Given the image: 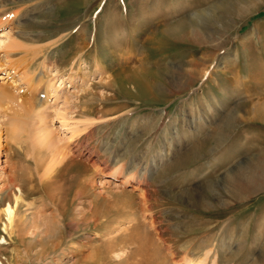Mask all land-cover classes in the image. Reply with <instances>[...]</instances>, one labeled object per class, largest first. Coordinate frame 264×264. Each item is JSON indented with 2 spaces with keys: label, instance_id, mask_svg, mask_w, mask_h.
I'll list each match as a JSON object with an SVG mask.
<instances>
[{
  "label": "rangeland",
  "instance_id": "rangeland-1",
  "mask_svg": "<svg viewBox=\"0 0 264 264\" xmlns=\"http://www.w3.org/2000/svg\"><path fill=\"white\" fill-rule=\"evenodd\" d=\"M205 6L214 9L192 21V9ZM4 28L62 64L64 73L84 56L95 96L82 103L93 101L95 111L71 119L78 100L62 87L49 88L45 75L30 81L37 98L29 88L15 108L0 100V182L13 167L22 171L28 195L20 214L51 217L54 194L65 206V218L52 221L46 239L60 242L59 249L38 256V245L26 254L16 234L3 231L2 209L14 190L0 193L2 264H75L69 246L77 249L95 235L76 213V204L90 200L77 197L81 190L101 192L102 207L117 216L114 224L131 227L132 199L119 195L132 190L119 179L131 159L148 168L153 192V208L136 214L149 246L142 264H264V0H0V33ZM98 48L111 50L97 56ZM101 58L118 73L115 97L103 88L106 74H91ZM103 94L111 97L106 104ZM74 136L98 162H109L93 188L82 183L95 172L92 162L56 165L50 145L65 148ZM31 179L38 188L31 189ZM128 180L134 183L132 175ZM128 251L121 247L113 257L126 258Z\"/></svg>",
  "mask_w": 264,
  "mask_h": 264
},
{
  "label": "bare ground",
  "instance_id": "bare-ground-1",
  "mask_svg": "<svg viewBox=\"0 0 264 264\" xmlns=\"http://www.w3.org/2000/svg\"><path fill=\"white\" fill-rule=\"evenodd\" d=\"M205 7L203 9H197V10L196 8L195 10L192 9L190 19L196 22L198 17H200L203 13L205 12L209 13L212 9H214L213 6L206 8ZM202 28L203 27L200 28L199 26V29L201 31L203 30ZM91 41L95 42L98 41V39L97 37L94 36L91 39ZM119 41H121V39ZM104 43L106 44L105 41ZM49 47H51L50 44ZM105 50L109 51L111 49L108 48L107 50V48L106 49L101 48L100 50L98 48L97 56L102 55V53H104ZM40 53H42L41 49L26 45L24 42L20 41L15 36L12 30H8L4 28L1 31L0 80H2V82L0 83V100L9 103L11 105V108H15V106L22 105L23 99L20 95V92L27 90L29 88H30L29 91L30 93H32V96H35V98H37L38 93L36 92V86L35 87L32 86L33 84H31L30 81L34 79V77L38 79L39 77H42L40 75H45L49 77L48 79L49 88L54 87L56 91L58 87H62L66 89L67 93H69L70 95L72 94V98L74 99V101L78 100L77 104L74 105L71 108L70 112L68 113L71 119L74 120L75 114L76 116H78L87 113L88 114L94 113L95 111L94 102L92 101L89 104V106H87V103L91 99H93L95 95L93 92L94 87L93 84L91 83L90 74H89L91 70V66L89 65L85 66L86 64L83 66L80 63V59L81 60L85 59L84 56H80L77 60H74V62L71 63L70 68L67 69L69 70V72L64 73L61 70L62 64L58 66L52 63L51 60L48 59V55H46V53L43 52V56H41ZM40 57L41 60H39ZM111 64L112 63L101 58V60H98V63L95 66V70L91 74L95 76L96 72L100 73V71L101 73L106 74V77L102 78L101 81L103 88L108 92L113 91L114 96L111 97H115L116 96L115 91L117 89H115L114 86L117 80L116 74L118 73H114L115 72L114 69L110 72V70L113 67V66L110 67ZM21 66L23 68V71L20 69ZM2 70H4V72ZM28 73H30V77L28 76L29 75ZM31 74H33V76ZM128 74L127 75L125 74L126 81L127 79H130L134 75L133 70ZM27 77L29 78L28 84L24 85L25 78ZM6 79L8 80L12 79L11 83H13V85H9L8 80L6 81ZM138 79L140 80L139 81L140 83L145 84L144 80H141L140 78ZM37 81H39V79ZM36 85L38 86V83ZM124 88H121V90ZM48 91L49 90L46 89V95H48L47 93ZM122 92L124 94H129V95L131 94L129 93V89L127 90V88L126 90L125 89L122 90L121 93ZM137 92L139 93L140 91ZM137 92L136 94L138 97ZM89 93L93 97H91L89 101H86L85 99L87 98L88 96L87 94ZM111 97L105 94H103V97L100 96L104 104H106L107 100L110 99ZM82 101H86L87 103L84 105ZM103 103L102 105H104ZM262 109L264 111V107H261L259 110L261 111ZM262 117L264 118V116ZM2 118L3 117L0 114V130L2 129V125L4 124V118L3 119ZM76 120H78V117ZM77 136H74L69 141V143L65 148L64 147L61 148L54 144H51L50 146L53 148L51 149V151L54 150L56 152L55 157L59 158L58 160L59 163L55 162L56 165L61 164L63 161L65 162L68 160H73V161L82 160L87 163L92 162L91 164L93 165L95 172L89 177L83 178L82 183H83V188L85 189L86 186H90L91 188H93L96 185L95 174L106 172L109 168V162L108 160H103L102 162H98L95 159V152L91 148H89L85 143L79 141L77 139ZM54 151L52 152V154L54 153ZM52 156L54 157V154ZM165 162L166 160L163 159L161 164ZM137 164L138 162L135 163V159H131L129 161L124 162L121 166V170L129 169V172L128 173L125 172L124 176H122V178H119L122 184L126 185L127 183H129L132 186V190L123 189L119 193L120 196H126L127 194V196L132 199L130 201L131 211L128 216L131 227H129L128 229L118 228L114 224V221H116L117 216L111 215L110 211H107L105 208L102 207L101 192H94L88 194L86 193L87 191L80 189L81 190L79 193L80 196L77 197L80 198V200L83 199L84 196L90 197V200H82L78 204H76L77 206L76 213L79 215L81 220L87 223L89 230L94 231L95 235L92 237L89 236V238H87L77 249L71 248L69 246L68 252H66V254L73 253L72 255H76L78 257V259H76L77 261L75 264H142L143 263L145 257L143 254L146 253L147 248L149 246L146 245V242L145 243L142 242L143 239L141 237L142 235L140 234V230L145 226V222L142 218L137 217L136 214L138 209H141L143 213L146 214V212H148L153 208L154 202H152L151 199L153 192L151 190V184H150V179H151L150 172L147 167L137 166ZM49 169L52 170V168ZM154 169H157V167ZM21 172L13 167L11 172L5 174L3 180L0 182V193L6 190H14L12 192V194L14 195V200L9 199L7 206H4L2 209V211L6 214V220L3 224L4 225L3 231L6 234H8L9 237H11L12 234L14 235L16 234L17 236L16 240L18 239L17 241L19 245L25 247L26 254L30 253L38 245H39V250L37 249L38 250L37 254L38 252H42V253L45 252L47 254V252L51 250H52L51 252L53 253L57 249H59L61 243L55 242L54 244H51L49 243L50 240L47 242L46 239L50 237L52 233V221L53 223L58 221L61 222L65 218V210H64L65 206L61 202L63 199L54 196L55 194L50 197L51 203L53 205V211L51 217L45 218V216H43L44 217L43 219L39 216L40 213L39 214L35 213V215H32V217H29L27 213L23 214V212L21 213L22 214L21 215L20 214L21 201L22 200L24 201V199L28 195L26 192L25 184L23 183V179H25V176H23ZM119 173L120 175L122 174L121 172ZM130 175H132V180L134 181V183L128 180V177ZM31 183H32L31 189H34L36 186L33 184L32 179H31ZM36 188H38V186ZM134 191H137V195L140 198V202H135L133 200L135 198ZM13 201L15 205L12 204ZM74 202H76V198L74 199ZM105 205H106L105 207L109 206V204L106 201H105ZM152 222H154V219L152 220ZM30 233H33L36 239L35 237L32 239ZM4 237L5 240L8 241L6 236ZM121 247L129 249L128 255L126 258L124 257L123 259L116 260L114 259L113 254L118 253V250H120ZM15 248L17 249V247ZM74 250H77V253H74ZM87 250L88 252L86 253ZM139 256H141L140 259L138 258ZM2 263L3 262L0 261V264Z\"/></svg>",
  "mask_w": 264,
  "mask_h": 264
}]
</instances>
